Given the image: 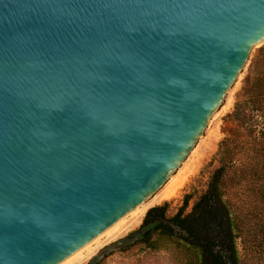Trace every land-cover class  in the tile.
Listing matches in <instances>:
<instances>
[{"label":"water","instance_id":"water-1","mask_svg":"<svg viewBox=\"0 0 264 264\" xmlns=\"http://www.w3.org/2000/svg\"><path fill=\"white\" fill-rule=\"evenodd\" d=\"M263 42L264 0H0V264L151 198Z\"/></svg>","mask_w":264,"mask_h":264},{"label":"trees","instance_id":"trees-1","mask_svg":"<svg viewBox=\"0 0 264 264\" xmlns=\"http://www.w3.org/2000/svg\"><path fill=\"white\" fill-rule=\"evenodd\" d=\"M233 129L217 144L216 167L193 200L175 214L166 204L148 208L126 236L149 251L172 245L183 264H244L237 243L264 257V46L250 62L232 110Z\"/></svg>","mask_w":264,"mask_h":264},{"label":"rangeland","instance_id":"rangeland-1","mask_svg":"<svg viewBox=\"0 0 264 264\" xmlns=\"http://www.w3.org/2000/svg\"><path fill=\"white\" fill-rule=\"evenodd\" d=\"M263 46L264 42L251 49L242 71L225 94L220 107L210 117L194 147L168 180L151 198L59 264H183L180 253L172 245L149 251L140 243L127 246L129 243L124 239L138 228L148 208L165 203L166 217L170 218L181 206L184 196H189L185 209L188 212L193 200L205 189L208 177L217 165V144L234 127L224 117L231 112L248 66ZM237 250L244 264H264V257L253 255L247 248L242 249L239 243ZM96 256L98 259L95 261L93 259Z\"/></svg>","mask_w":264,"mask_h":264},{"label":"bare ground","instance_id":"bare-ground-1","mask_svg":"<svg viewBox=\"0 0 264 264\" xmlns=\"http://www.w3.org/2000/svg\"><path fill=\"white\" fill-rule=\"evenodd\" d=\"M85 250V249H84ZM79 254V253H78Z\"/></svg>","mask_w":264,"mask_h":264}]
</instances>
